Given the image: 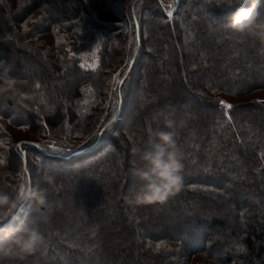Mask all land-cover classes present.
<instances>
[{
  "label": "trees",
  "instance_id": "1",
  "mask_svg": "<svg viewBox=\"0 0 264 264\" xmlns=\"http://www.w3.org/2000/svg\"><path fill=\"white\" fill-rule=\"evenodd\" d=\"M99 1L118 0H0V181L48 191L18 213L46 245L0 264H264V40L215 0H172L171 17V0H121L119 24ZM169 120L182 186L130 203L132 149Z\"/></svg>",
  "mask_w": 264,
  "mask_h": 264
},
{
  "label": "clouds",
  "instance_id": "2",
  "mask_svg": "<svg viewBox=\"0 0 264 264\" xmlns=\"http://www.w3.org/2000/svg\"><path fill=\"white\" fill-rule=\"evenodd\" d=\"M215 4L235 8L231 22L225 24L233 31L264 40V0H250L247 6H244L243 0H215ZM166 127L169 130L151 131L141 146L132 149L138 157L132 170L138 184L134 190H130V203L139 205L162 202L182 186L183 153L177 143L174 123L166 121ZM6 163L7 154L0 153V168ZM43 179L52 182L48 174ZM47 198V189H24L18 186L9 191L6 182L0 181V258L35 253L46 245V237L34 224V219H19L18 213L23 210V202L33 200L37 206H45ZM9 220H19V223L5 226Z\"/></svg>",
  "mask_w": 264,
  "mask_h": 264
},
{
  "label": "rangeland",
  "instance_id": "3",
  "mask_svg": "<svg viewBox=\"0 0 264 264\" xmlns=\"http://www.w3.org/2000/svg\"><path fill=\"white\" fill-rule=\"evenodd\" d=\"M128 1V0H126ZM125 2H122L121 0H118L114 5L113 7H108V6H104V3L99 1V3H96L93 7H94V10L98 11L99 12V16L101 19L105 20V21H108V20H114L115 23H122L125 19V16H128L129 12L128 9H127V4ZM117 4V6H116ZM174 2L171 0V2L169 3V14L170 13H174ZM116 6V7H115ZM160 33H158L156 35V37H161L159 35ZM165 38V37H164ZM161 39V40H164ZM159 57H161V60H164V61H167V57L164 53H161L159 55ZM131 55L129 54L125 60V63L123 64L124 67L118 69L115 74H114V84H116L118 81V78L120 77V75L122 74L124 68L126 67V65L130 62L131 60ZM135 62V61H134ZM87 63V62H85ZM93 63H95V60L93 62H90V64L93 65ZM37 77V75H36ZM60 83V82H58ZM58 83L55 84V87L56 89H58L60 86H58ZM58 86V87H57ZM60 88L58 89V94L60 93ZM254 97H259L261 98L263 101H264V91H258L256 92V94H253ZM252 96V97H253ZM9 132V131H8ZM23 133H26L24 132V130H21V128L19 129H15V130H10V135L9 136H14L16 139L15 140H24V139H30V138H26L25 135ZM32 139V138H31ZM30 139V140H31ZM10 145V143H7V142H3L2 144V151H5L6 148ZM36 159V157H35ZM21 187H23L24 189H27L28 185H27V178L25 176L22 177V184H21ZM204 260V257H202V255H196L195 257L189 259L188 261H190V264H201Z\"/></svg>",
  "mask_w": 264,
  "mask_h": 264
},
{
  "label": "water",
  "instance_id": "4",
  "mask_svg": "<svg viewBox=\"0 0 264 264\" xmlns=\"http://www.w3.org/2000/svg\"><path fill=\"white\" fill-rule=\"evenodd\" d=\"M169 16H170V17L173 16V13H170ZM137 28H138V27H137ZM134 61H135V57H134V58L132 59V61H131V66L134 64ZM131 66H130V67H131ZM120 107H121V105H120Z\"/></svg>",
  "mask_w": 264,
  "mask_h": 264
},
{
  "label": "snow or ice",
  "instance_id": "5",
  "mask_svg": "<svg viewBox=\"0 0 264 264\" xmlns=\"http://www.w3.org/2000/svg\"><path fill=\"white\" fill-rule=\"evenodd\" d=\"M226 107H228V108H231V107H232V105L228 104V105H226Z\"/></svg>",
  "mask_w": 264,
  "mask_h": 264
}]
</instances>
